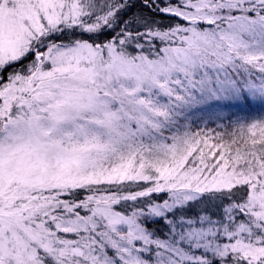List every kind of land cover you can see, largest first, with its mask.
Listing matches in <instances>:
<instances>
[{
	"label": "snow or ice",
	"instance_id": "1",
	"mask_svg": "<svg viewBox=\"0 0 264 264\" xmlns=\"http://www.w3.org/2000/svg\"><path fill=\"white\" fill-rule=\"evenodd\" d=\"M0 264H264V0H0Z\"/></svg>",
	"mask_w": 264,
	"mask_h": 264
}]
</instances>
